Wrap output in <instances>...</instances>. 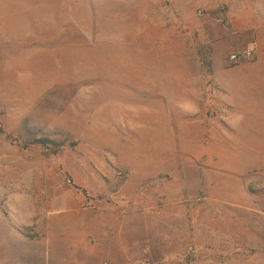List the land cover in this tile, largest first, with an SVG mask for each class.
Instances as JSON below:
<instances>
[{"label": "rangeland", "instance_id": "obj_1", "mask_svg": "<svg viewBox=\"0 0 264 264\" xmlns=\"http://www.w3.org/2000/svg\"><path fill=\"white\" fill-rule=\"evenodd\" d=\"M0 264H264L244 0H0Z\"/></svg>", "mask_w": 264, "mask_h": 264}, {"label": "crops", "instance_id": "obj_2", "mask_svg": "<svg viewBox=\"0 0 264 264\" xmlns=\"http://www.w3.org/2000/svg\"><path fill=\"white\" fill-rule=\"evenodd\" d=\"M245 13L249 14V19L259 20L261 26L264 24V0H244Z\"/></svg>", "mask_w": 264, "mask_h": 264}, {"label": "built area", "instance_id": "obj_3", "mask_svg": "<svg viewBox=\"0 0 264 264\" xmlns=\"http://www.w3.org/2000/svg\"><path fill=\"white\" fill-rule=\"evenodd\" d=\"M255 53L253 50H245L242 52H238V53H233L230 56V60L232 62H239L241 60H248V59H252L254 57Z\"/></svg>", "mask_w": 264, "mask_h": 264}, {"label": "trees", "instance_id": "obj_4", "mask_svg": "<svg viewBox=\"0 0 264 264\" xmlns=\"http://www.w3.org/2000/svg\"><path fill=\"white\" fill-rule=\"evenodd\" d=\"M37 143L45 145L47 141L43 139V140H39Z\"/></svg>", "mask_w": 264, "mask_h": 264}]
</instances>
